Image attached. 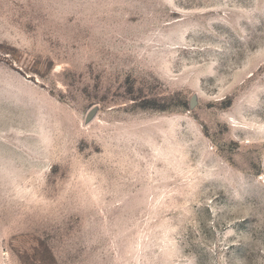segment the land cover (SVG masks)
Masks as SVG:
<instances>
[{
  "label": "rangeland",
  "instance_id": "obj_1",
  "mask_svg": "<svg viewBox=\"0 0 264 264\" xmlns=\"http://www.w3.org/2000/svg\"><path fill=\"white\" fill-rule=\"evenodd\" d=\"M0 264H264V0H0Z\"/></svg>",
  "mask_w": 264,
  "mask_h": 264
}]
</instances>
